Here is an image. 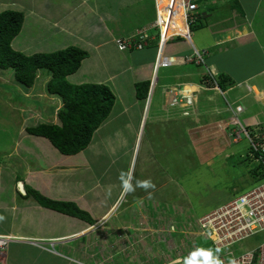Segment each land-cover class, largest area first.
I'll return each mask as SVG.
<instances>
[{
	"label": "crops",
	"instance_id": "1",
	"mask_svg": "<svg viewBox=\"0 0 264 264\" xmlns=\"http://www.w3.org/2000/svg\"><path fill=\"white\" fill-rule=\"evenodd\" d=\"M166 2L0 0V13L17 11L24 16L20 34L11 43L14 51L30 56L75 47L87 53L78 71L66 79L77 78L73 85H105L114 95L109 116L98 131L107 129L116 117L129 121L133 116L138 120L133 130V146L122 156L124 173L120 182L113 185V177L119 172V158H109L107 162L108 158L103 157L101 151L108 150L102 141L108 136L97 141L102 142V149L93 147L92 137L85 150L65 156L48 140L26 133V128L40 123L59 124L56 115L63 104L60 98L46 91L49 78H37L41 81L38 86L42 84L45 90L22 92L25 99L38 97V108L15 102L13 96L21 93L0 94L8 109L20 116L19 122L21 120L10 137L8 149L1 152L13 157L9 158V164L14 171L0 170V235L11 240L0 253V264H93L97 256L112 254L115 258H125L126 264H163L162 258L168 260L167 264H187L180 261L182 253L167 251L163 245L173 241L169 239L173 234L169 233L171 225H166L167 218L168 223L174 221L170 217L172 207L160 202L161 191L162 186L175 185L176 178L170 176L171 158L166 157V153L172 149L175 155L177 139L185 140L188 136L191 145L199 144L200 157L203 154L222 157L226 147L234 151L236 146L238 157L247 159L248 150L239 148L246 142L244 136L240 133L239 138H243L234 142L227 128L236 127L231 121L242 126L252 124L257 126L253 128L256 130L264 128V0H195L200 16L209 20L197 31L207 40L198 44L193 42L192 36L190 40L180 37L169 40L161 56L167 65L160 66L154 74L158 39L156 15ZM232 20L239 21L228 26ZM175 32L176 29L170 28L167 34ZM139 36L148 39V45L142 50L121 52L117 49L115 40ZM196 40L199 41L198 34ZM195 52L204 54V65L185 61ZM220 74L233 81L224 91L216 89L211 79ZM152 78H155L154 88L146 106L136 99L135 86L139 82H151ZM181 94H192L189 109L184 108L185 102L179 99ZM186 110L189 115L184 116ZM149 118L153 124L168 125L164 137L170 138L173 134L174 143L165 139L158 144L157 152L146 153L144 162L151 161L153 166L149 164L140 169L136 174L137 182L133 183L128 173L134 144ZM173 124L175 131L170 128ZM120 141L124 143L123 139ZM20 145L23 153L26 152L22 158L16 153ZM14 158L19 164L13 162ZM97 162L103 164L99 179L92 172V163ZM113 167L114 173L110 171ZM89 175L95 179L92 185L86 183L85 177ZM19 183L22 188L18 187ZM28 188L49 200L74 204L89 215L92 223L39 206L25 196ZM134 188L138 191L133 192ZM144 188L151 198L149 202L144 200ZM153 208L149 213L148 209ZM173 211L176 214V207ZM147 232L150 233L145 234ZM117 238L124 244L120 250Z\"/></svg>",
	"mask_w": 264,
	"mask_h": 264
},
{
	"label": "rangeland",
	"instance_id": "2",
	"mask_svg": "<svg viewBox=\"0 0 264 264\" xmlns=\"http://www.w3.org/2000/svg\"><path fill=\"white\" fill-rule=\"evenodd\" d=\"M205 23H209V20L207 17L204 18ZM239 20H232L228 23V26L235 23H238ZM199 30H191L192 34V40L196 44L204 43L207 39L204 38V34H199L197 32ZM197 32V33H196ZM196 34H198L199 41L196 40ZM201 38V39H200ZM199 47V46H197ZM42 75H39L38 78H45V74H48L46 71L41 73ZM0 94L8 96L11 93H21L20 96L16 94V97L13 96V99L15 102H19L21 104H32L36 108H38L40 105L38 102L39 98L34 96L32 99H25L22 92H27V90H30L32 93L37 92L39 89L45 90V86L41 87L38 86L40 82H36L33 88L28 89L26 87H23L20 85L12 73L11 70L3 71L0 70ZM48 79V78H47ZM50 79V78H49ZM77 78L72 79H66V81L73 85V81ZM3 80V81H2ZM45 85V84H44ZM20 88V92L18 89ZM57 100H60L58 98H55ZM4 99L0 98V117L3 123L0 122V170H9L14 171V168H11L9 164V160L13 157L7 153H1L5 152L8 148V144L11 142L10 137L15 133V130H17V124H21L18 121L20 119V116L14 115L15 113L10 111L8 108V104H5L3 102ZM155 98L151 103L152 109L155 106ZM61 101V100H60ZM9 102V100H7ZM151 102V101H150ZM262 109H260L261 111ZM130 120L127 121L125 117L123 119L116 117L114 121L107 125V129L103 130H96L94 132L93 140L95 141V144L93 145L94 148H100L102 149L101 143L106 146V151H101L103 157H107V162L109 161V158L114 160L115 158H119L117 164L119 165L118 171H116L115 176L113 177V185H115L116 182H120L121 180V173H124V160L122 159V156H124V153L128 151V149H131L133 146V138H134V131L137 128L138 120L130 116ZM46 121V119H43ZM125 122V124L123 122ZM232 124H237L236 121H231ZM238 126V127H237ZM257 126H254L252 124L250 125H234V127H228L227 128V134L231 137V139L236 142L239 141L240 138H243L239 135L241 133L242 128L245 130L246 134L250 130H254L253 132L256 134L259 132V130L263 127H260V129L256 130L253 129ZM169 128V126L164 125L162 122L161 125L159 123L153 124L152 119L149 118L146 121V127L143 131V125L139 132V135L137 136V140L134 144V150H133V159L132 164L130 168V173H128L129 180L132 179L133 183H136V177L140 169H144L146 166H149L153 164L151 161L144 162L143 157L147 153H150L151 151L157 152L159 150V145L161 141L166 139V142L174 143L173 134L170 135V138L164 137L167 135L168 132L166 130ZM171 130L175 131V125H171ZM180 128V126H179ZM230 128V129H229ZM239 128V129H237ZM264 129V128H263ZM263 129L260 130L261 133L264 134ZM182 129H180L181 131ZM250 133V132H249ZM260 133V134H261ZM257 135L263 136L262 135ZM17 135V133H16ZM106 136L107 139L103 140L101 143L97 142ZM127 138V139H126ZM121 139L124 140V143H121ZM178 146L175 152V155L173 154L172 149L166 153V157H169L170 161V168H171V174L170 176H175V185H166L162 186L161 191V200L162 204L170 207H172L170 217L173 218V223L169 222V218H167L166 225H171V229L169 230V233H172L171 237L169 239H172L171 244L163 243L167 251L169 249H172L173 251H176L178 254H181L180 261L187 263V264H223L222 261H225L226 263H229L231 259L235 258L236 256H239L240 254L249 251L253 249L257 244L258 236H255L251 239L243 240L241 243H238L237 245H233L230 248H227V250L218 251L215 248L212 247L211 243L208 242V239L211 235L210 228L213 229V225L211 223L207 224L208 228L204 227L202 228L201 224L204 225V223L200 222L201 218L204 216H208L216 209V207L221 208L223 205L227 204L229 201H233L236 194H239L243 191H246L251 187V180L250 177L247 176L249 173V168L253 167L255 163L247 161L245 162L244 159H241V157H238L239 154L237 153V149L235 146V150L233 151L232 148L226 147V150H224L223 153H221L222 157H214L212 156H205L203 154L205 152L204 149H202L203 156H199V153L197 152L199 144H190L188 136L184 140L183 138H178ZM184 140V141H183ZM244 140V139H243ZM246 140V139H245ZM151 144V145H148ZM234 145V144H233ZM19 151L16 153L22 158L23 153L21 145L18 146ZM109 147V148H108ZM251 147V144L246 140L245 143H241L239 145V148L245 149V152ZM252 148V147H251ZM12 149V148H11ZM8 152V151H7ZM220 155V156H221ZM18 156V157H19ZM10 158V159H9ZM12 160V159H11ZM14 161L16 164H19L18 161ZM173 163V164H172ZM13 164V163H12ZM93 170L95 174V178L99 179L100 175V168L103 166L102 163H92ZM175 170L173 171V167ZM156 167V164H155ZM18 169V168H17ZM10 171V170H9ZM112 173L115 172V167H113L112 170H110ZM134 173V174H133ZM131 174L134 176L131 178ZM162 174V172H161ZM86 183L88 185H92V179L91 175L85 177ZM128 180V185H129ZM165 180L162 178L161 182L163 183ZM90 182V183H88ZM18 187L20 185L17 184ZM22 185V184H21ZM134 185V184H133ZM140 184L138 183V188H140ZM146 188H144L145 190ZM138 189L133 190V192H137ZM131 192V190H130ZM148 190L146 189L145 194V202L151 201L150 197H148ZM134 195V194H133ZM155 200V199H154ZM127 200H125L126 202ZM119 204H121L123 201L120 199ZM152 206H154L152 203H150ZM150 206V205H149ZM174 207H176V214L175 211H173ZM155 208L149 210V213L153 211ZM148 214V212H146ZM174 214V215H173ZM213 218H217L221 224H226L228 221L227 216L224 217H217V216H211L210 220ZM222 219V220H221ZM208 221V220H206ZM174 224V225H173ZM219 227V226H216ZM117 227L114 226V229ZM122 228V227H118ZM150 228V227H149ZM124 229V228H123ZM101 230V228H100ZM209 231V232H208ZM151 232V231H150ZM150 232H147L145 234H148ZM213 234V233H212ZM159 235V234H158ZM5 236V235H0ZM216 236V234H215ZM8 237V236H7ZM158 237V236H155ZM117 249L120 250L124 244L121 243L120 238H117ZM11 241V240H10ZM212 242L211 240H209ZM99 249V247H98ZM228 253H232L233 257H229ZM123 254V253H122ZM115 254H112L111 256L107 255L106 257L98 258L93 264H126L125 258H115ZM88 261V259H86ZM164 263L167 264L168 260L161 259ZM86 261V262H87ZM147 262H150L147 260ZM181 262V263H182ZM180 263V262H179ZM86 264V263H85Z\"/></svg>",
	"mask_w": 264,
	"mask_h": 264
},
{
	"label": "trees",
	"instance_id": "3",
	"mask_svg": "<svg viewBox=\"0 0 264 264\" xmlns=\"http://www.w3.org/2000/svg\"><path fill=\"white\" fill-rule=\"evenodd\" d=\"M198 19L191 27L192 30L204 27V17ZM23 20V14L17 11L0 13V70H11L16 81L28 89L34 87L39 73L45 71L49 73V76L45 74L47 78H50L46 84V91L60 98L63 104L56 115L59 124L40 123L26 128L25 131L28 135L48 140L62 155H76L88 147L94 132L107 119L115 97L105 85H72L66 81L68 76L78 71L81 62L87 57V53L78 48L69 47L60 51L30 56L14 51L11 43L20 34ZM215 81L221 91L233 85V81L223 74L218 75ZM149 86L148 81L136 84L137 100L145 103ZM255 142L258 143L259 140ZM247 155H252L251 158L256 159L259 154L249 148ZM246 161L251 162L249 158L245 159ZM247 176L250 177L251 187L264 182V169L261 164L256 163L252 168L250 167ZM25 193L27 198L31 197L41 207L92 223L89 215L72 203L49 200L30 188L26 189ZM208 242L213 247L212 242Z\"/></svg>",
	"mask_w": 264,
	"mask_h": 264
},
{
	"label": "built area",
	"instance_id": "4",
	"mask_svg": "<svg viewBox=\"0 0 264 264\" xmlns=\"http://www.w3.org/2000/svg\"><path fill=\"white\" fill-rule=\"evenodd\" d=\"M170 1L171 0H168L165 3L166 5L161 10V14L169 12L170 18H168V20L174 21V23H177V19L183 21L185 31L178 27V29H180L179 33L175 32L174 34L168 35V29L171 25L169 23L167 30L164 33L163 29L166 26L167 17L159 15V12H157L155 26L159 30L157 42L158 55L162 53L166 42L177 34L180 36L182 35L185 39L189 40L191 27L196 24L199 20L198 18H201L199 6L195 3V0H176L175 4H178V9L175 8V10L170 9ZM175 29H177V25ZM137 39V41L136 39H117L115 40V44L117 49L121 52L142 50L146 47L148 39L146 36H139ZM158 59L155 60V70L158 66L165 67V65H167L164 59L161 61ZM202 60V56L198 52H195L185 61L196 65H202ZM187 102H189V100H187ZM261 139L262 141L260 143L251 140L249 141H251L250 144L253 151L259 154L254 161L261 164L264 169V137ZM211 216H227L228 221L226 224H221L217 218L210 220ZM200 222H205L204 225L201 224L203 229L204 227L207 228V226H209L207 224L213 222L214 227L213 229L210 228V230L211 233L214 230L216 231L217 242L212 241V244L218 251L227 250V248H230L235 244L237 245L243 240L258 236L257 244L253 249L236 256L231 259L229 263L222 261L223 264H264V182L239 194L233 201H229L221 208L218 207L209 215V217L207 215L202 217ZM7 239V236H0V253L5 250L9 243ZM228 256L233 257L232 253H228Z\"/></svg>",
	"mask_w": 264,
	"mask_h": 264
},
{
	"label": "clouds",
	"instance_id": "5",
	"mask_svg": "<svg viewBox=\"0 0 264 264\" xmlns=\"http://www.w3.org/2000/svg\"><path fill=\"white\" fill-rule=\"evenodd\" d=\"M168 1V0H167ZM162 10V9H161ZM182 22V26H183V21H181ZM180 28H181V26H180ZM158 29V28H157ZM177 30V33H179L180 31V29H176ZM191 30L192 29H190V32H189V40H190V37H191ZM158 32H159V30H158ZM171 34H174V33H170L169 35H171ZM178 37H180V38H182V39H184V40H188V39H185L182 35L180 36L179 34H177V35H175L174 37H172V38H170L169 40H171V39H174V38H178ZM168 40V41H169ZM167 41V42H168ZM167 42H166V44H167ZM165 44V45H166ZM147 46V45H146ZM145 48V47H144ZM130 51H139V50H129V51H125V52H130ZM163 51V50H162ZM199 53V52H198ZM201 56H202V59H203V56H204V54H202V53H199ZM161 56H162V53H160V55H158V47H157V57H156V59H158V60H163L164 58L162 57L161 58ZM189 58V57H188ZM155 59V60H156ZM154 60V61H155ZM187 60V59H186ZM204 60V59H203ZM202 60V61H203ZM155 63H156V61H155ZM155 63H154V66H153V70H154V74H157V70L160 68V66H158L157 67V69L155 70ZM202 65H204V61H203V64ZM202 65H197V66H202ZM211 79H214V82H215V84H214V86L216 87V89H219L218 87H217V84H216V78H211ZM153 83V84H152ZM154 83H155V78H152V80H151V82H150V86H149V90H148V95H147V99H146V101H145V104H146V106L148 105V103H149V98H150V95H151V93H152V89L154 88ZM179 99H181V101H184L185 103H184V108H186V109H189L190 108V106H192V102H193V97L191 96V97H188V96H183L182 94L179 96ZM178 99V100H179ZM187 100H189V102H187ZM186 113V114H185ZM183 115L184 116H187V115H189V111H184L183 112ZM236 125H239L240 126V124L239 123H237ZM243 132L246 134V132H245V130L242 128V130H241V133H242V135L244 136V138L250 143V141H249V138H251L252 139V141H255V140H259V142H261L262 141V139L261 138H263L264 136H262L261 138H260V136L258 137L257 135H259L258 133L259 132H257L256 134L253 132V131H249L250 133H252L254 136H251V134L248 132V134H246L247 136H245L244 134H243ZM249 137V138H248ZM251 148V147H250ZM253 150V149H252ZM248 151H249V149H248ZM249 154V153H248ZM253 155V154H252ZM252 155H246V157H247V159L249 158L250 160H251V162H253V163H255L256 164V162L254 161V159H252L251 158V156ZM245 160V159H244ZM245 192V191H244ZM243 193V192H242ZM241 194V193H240ZM239 195V194H238ZM238 195H236V196H238ZM235 196V197H236ZM218 207H216V209H217ZM215 210V209H214Z\"/></svg>",
	"mask_w": 264,
	"mask_h": 264
},
{
	"label": "bare ground",
	"instance_id": "6",
	"mask_svg": "<svg viewBox=\"0 0 264 264\" xmlns=\"http://www.w3.org/2000/svg\"><path fill=\"white\" fill-rule=\"evenodd\" d=\"M175 2H176V0H171L170 2H169V4H170V9L172 10H175V8H177L178 9V4L176 3L175 4ZM163 5H165L164 3H163ZM161 7H159V15H162V16H164V17H167V22H166V26L164 27V29H163V32L165 33L166 32V30H167V26L169 25V23L171 24L170 25V27H169V29L170 28H176V25H177V29H178V27L180 28V26H181V28L183 29V31H185V26L183 25L182 26V22H181V20H179V19H177V23L175 24L174 23V21H169L168 20V18H170L169 16V12H164L163 14H161ZM178 11V10H177ZM167 13V14H166ZM168 29V30H169ZM176 32H177V30H176ZM185 96H188V97H191L192 96V94H185ZM243 134L245 135V136H247L244 132H243ZM249 138V137H248ZM249 140H251L252 141V139L251 138H249ZM250 141V142H251ZM212 225H213V222H210ZM213 227H214V225H213ZM208 228V227H207ZM210 228V227H209ZM208 228V229H209ZM210 230V229H209ZM209 232V231H208ZM215 230L211 233V235L210 236H208L209 237V239L211 240V241H214V242H217V239H216V236H215ZM209 239H208V241H209ZM7 241H9L10 242V240L9 239H7Z\"/></svg>",
	"mask_w": 264,
	"mask_h": 264
},
{
	"label": "water",
	"instance_id": "7",
	"mask_svg": "<svg viewBox=\"0 0 264 264\" xmlns=\"http://www.w3.org/2000/svg\"><path fill=\"white\" fill-rule=\"evenodd\" d=\"M19 188H22V185L21 184L19 185Z\"/></svg>",
	"mask_w": 264,
	"mask_h": 264
}]
</instances>
